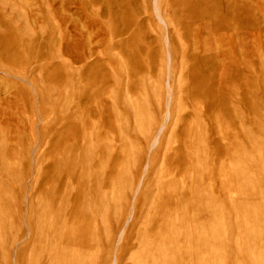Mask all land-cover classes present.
Instances as JSON below:
<instances>
[{"label": "rangeland", "instance_id": "374dc122", "mask_svg": "<svg viewBox=\"0 0 264 264\" xmlns=\"http://www.w3.org/2000/svg\"><path fill=\"white\" fill-rule=\"evenodd\" d=\"M157 5L165 25L155 16L152 0H0V264H11L10 248L20 235L22 218L31 236L20 246L23 255L16 264H45L43 246L58 228L80 235L82 248L56 264H108L111 255L125 264L123 243L136 234L146 203L157 198L153 194L163 154L191 135L188 112L200 126L221 125L224 139L215 136L227 145V178L252 175L251 182L261 178L254 190L262 189L264 0H158ZM167 72L171 116L147 154L141 211L131 210L124 223L130 202L125 177L130 173L132 185L137 182L145 139L164 111ZM60 128L63 133L51 144ZM90 151L99 153L98 171L112 153L120 155L117 175L105 187L102 179H76L78 187L83 183L80 204L64 229L57 227L68 192V181L60 184L58 178L63 161L76 156L78 164L85 158L82 153ZM54 157L50 180L44 179ZM209 170L216 208L212 222L223 230V246L215 253L220 264H235L234 239L245 228L235 224L230 196L221 190L215 167ZM94 186L101 199L83 208ZM239 187L247 189L243 182ZM254 201V224L260 231L264 207L257 196ZM246 213L248 208L240 210L242 216ZM118 232L123 235L114 251ZM197 241L200 264L204 255Z\"/></svg>", "mask_w": 264, "mask_h": 264}, {"label": "bare ground", "instance_id": "6f19581e", "mask_svg": "<svg viewBox=\"0 0 264 264\" xmlns=\"http://www.w3.org/2000/svg\"><path fill=\"white\" fill-rule=\"evenodd\" d=\"M157 1L158 0H152L153 11L157 19L165 25ZM164 40L166 41L167 38L165 37ZM167 56H169L168 52ZM218 74L216 77L219 76ZM163 86L166 91L164 111L155 127L154 133L145 139L146 156L139 166L137 182L132 185L130 173L125 177V181L129 182V184L123 189L126 190L127 188V190L130 191V202L128 208L126 207L127 213L124 223H127L131 210L136 214L141 211V206L138 203L143 197L142 199L139 197V192L142 188L143 175L148 166L147 154H149L151 149L157 144L171 116L170 106L172 94L168 72L166 73ZM81 107L82 104H80L79 108ZM196 118L197 117L195 115L193 116L190 112L185 115V119L194 124L191 135L186 134L187 138L180 142L177 148L171 146L166 149V152L163 154L161 160L163 162L158 165V168L164 165L163 168L160 169V175L156 181L153 194L157 195V198L154 200V196L153 200H149V202L146 203L147 208L145 210V216L137 228L136 234L132 239L123 243L122 252L125 253L126 256L123 261L125 264H196V259L200 257V255H196L195 253V241L197 240V245L199 246L197 249L202 251L204 255V260H201L200 264H208L210 253H212L213 263L210 260L211 263L209 264H220L222 260H219V256L217 255L219 252L217 253L216 251L222 245L221 235L223 230L221 229L222 225H217L215 221H213L214 223L212 222L213 217L211 214L214 211L216 212V208L211 205L212 194L210 188L212 173L209 170L210 166L215 167V175L220 180L221 190H224L223 193L225 195L230 196V202L235 211V224L238 229H240L241 226L245 228L244 231L239 230L240 232L237 233L234 239L236 263L264 264V228L261 227L260 231H258L254 224L255 220L258 218L255 212V196H257L260 204L264 207V185L262 189L258 191L259 193L254 190L256 187V180L261 178H255L253 182L249 181L250 178L252 179V175L248 174L244 177L237 175L236 179L232 177L227 178V175H225L228 168L226 163L227 145L222 143L220 139H216L215 136L217 133L220 135L221 139H224L222 134L223 129L220 128L221 125L218 124L217 126L215 122L211 127L208 124L200 126ZM62 129L63 128L55 129L57 132L54 133V138L50 141L51 144L58 141L59 136L63 133ZM208 148L210 149L209 154L206 152ZM66 152H68V149ZM58 153L59 152H55L54 156ZM84 156L85 158L82 159ZM98 156L99 153L97 151H90L88 156L82 153V160L79 161L78 164L74 163V160L76 161V156L71 158L67 157V159L63 161V167L58 173V178L60 184L65 180L68 181V192L63 209L59 210V213L62 212L65 213V215L59 214L57 216L55 220V225L57 227L60 226L64 229L76 205L80 204V198L78 199V196L83 188V183H81L82 187L81 185L78 187L76 179L82 176L85 178V183H92V181L102 179L101 183L103 187H105V185H107L106 181L111 178L113 180L117 175V166L121 163L122 157L112 153V159L109 164L103 171H98ZM55 162L54 157V160L52 159L49 166H46L45 175H43L44 179L47 178V180H50V172ZM90 174L92 178L88 179ZM242 182L247 187L244 192H242L239 187ZM95 186L94 189L90 191L91 194L88 193L87 199L82 203L83 208H86V206L98 205L99 202L97 201L101 199L99 195H102V193L100 194L98 188L95 189ZM123 191H121L122 197H124ZM103 196H105V194H103ZM242 196H244L243 199ZM244 207L248 208V213L242 216L240 210ZM260 216V223H263L264 209L261 211ZM217 217L218 214L216 215V220H218ZM21 222L22 230L20 231V235L14 239L10 248L12 251L11 264H16L21 251H23V248L20 246L31 236L30 228L23 218ZM69 234L68 231L64 234L61 228H58L57 234L47 243L45 242L42 251V257H45L43 258L45 264H56L60 263L65 257H74L76 250L82 248V239L80 235L74 237ZM122 235L123 232L117 233L112 245V250H114L113 248L117 238L120 240ZM108 264H118V260L115 256L111 255Z\"/></svg>", "mask_w": 264, "mask_h": 264}]
</instances>
